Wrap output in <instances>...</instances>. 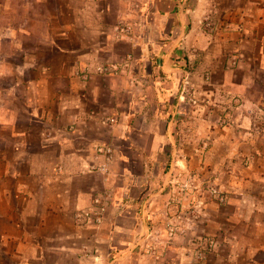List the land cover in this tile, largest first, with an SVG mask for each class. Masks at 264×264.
Returning <instances> with one entry per match:
<instances>
[{"label":"crops","instance_id":"crops-1","mask_svg":"<svg viewBox=\"0 0 264 264\" xmlns=\"http://www.w3.org/2000/svg\"><path fill=\"white\" fill-rule=\"evenodd\" d=\"M56 1L59 70L0 108L1 243L21 264H160L144 235L164 242L171 186L202 176L218 194L173 217L172 264H264V0Z\"/></svg>","mask_w":264,"mask_h":264},{"label":"rangeland","instance_id":"rangeland-1","mask_svg":"<svg viewBox=\"0 0 264 264\" xmlns=\"http://www.w3.org/2000/svg\"><path fill=\"white\" fill-rule=\"evenodd\" d=\"M68 15L60 16L57 10L56 0H0V108L10 110L12 104L19 105L21 109L27 104L28 97L32 95L34 101L42 98V86L37 87L41 92H36L34 95L33 88L25 80L28 77L40 78L42 72L51 71L55 72L59 70L57 63L52 62L51 65L47 64L48 60L54 61L53 58H49V39L59 38L58 31H49L45 29L49 25L58 27L62 21L67 20ZM74 35V34H73ZM79 68L78 71H80ZM83 72H80V75ZM79 74V73H78ZM19 78V80H18ZM52 79L51 87H55L56 80ZM19 83V85L17 84ZM15 88V89H13ZM4 119H10L11 113L4 112ZM8 114V115H7ZM1 115V114H0ZM9 130V131H8ZM186 131L187 129L184 128ZM203 128H197V135H203ZM10 129H2L0 127V135L8 136ZM182 133V131H181ZM203 137V136H202ZM1 142L0 136V145ZM201 146L203 143L200 144ZM201 148V147H200ZM202 166L203 163H202ZM205 167V166H204ZM210 167V166H209ZM209 167L200 170L207 172ZM205 169V170H204ZM211 170V169H210ZM200 179H186L179 180L178 186H171L168 194L169 198L166 202L168 209V216L165 217L167 222L165 223L166 231H170V227L173 224L172 220L174 216L185 215L190 213L189 210L194 211L196 214L202 213V208L207 197L217 195L215 193L207 192L204 185L207 183V179L199 177ZM216 182H208L212 185ZM195 184L194 191H186L183 188L189 185V187ZM171 185V184H170ZM195 199V206L192 208H184L181 203H178L177 207H171L170 204L174 201L175 197L180 194H189ZM177 199V198H176ZM170 203V204H169ZM175 203V202H174ZM177 204V203H176ZM183 207V208H182ZM192 214V213H191ZM171 217L170 219H168ZM161 228H157L152 224L149 225L147 234L144 235V241L140 244L143 249L142 254L137 255L141 257L145 262L172 264L175 258L170 254V248L173 245V240L169 233L161 243V240H157L156 235H150L151 233H158ZM263 242V241H261ZM156 244L163 248V254H156ZM15 244L8 242L7 244L1 243L0 237V264H21L18 262L19 257L15 256L12 250H14ZM139 254V253H138ZM54 256L48 258L49 260L54 259ZM264 256L260 255V260H263ZM187 258H183V264H186ZM144 262V263H145Z\"/></svg>","mask_w":264,"mask_h":264},{"label":"built area","instance_id":"built-area-1","mask_svg":"<svg viewBox=\"0 0 264 264\" xmlns=\"http://www.w3.org/2000/svg\"><path fill=\"white\" fill-rule=\"evenodd\" d=\"M130 65V56L128 59H126V61H124V63H111V64H108L106 66H104L101 71L102 72H105V73H118L119 70H121V68L123 67H128ZM100 151H103L104 153H106L108 156H107V159H110L111 156V152L112 150L108 147V148H100ZM214 193L216 192V190L213 191ZM106 205L105 203H103L102 201L99 202V204L93 208L92 212H88L87 215H90L92 214L95 219H97L98 222H101V219H102V214L103 212L106 210ZM174 228H171L170 229V237L172 238L173 237V234H174ZM210 244H214L213 242H210Z\"/></svg>","mask_w":264,"mask_h":264}]
</instances>
